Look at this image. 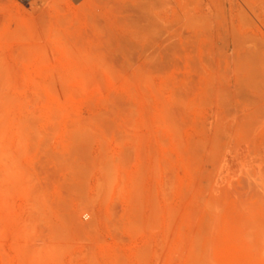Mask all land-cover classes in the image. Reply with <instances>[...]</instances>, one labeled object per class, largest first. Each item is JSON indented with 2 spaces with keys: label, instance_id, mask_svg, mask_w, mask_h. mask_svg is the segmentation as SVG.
Segmentation results:
<instances>
[{
  "label": "rangeland",
  "instance_id": "1",
  "mask_svg": "<svg viewBox=\"0 0 264 264\" xmlns=\"http://www.w3.org/2000/svg\"><path fill=\"white\" fill-rule=\"evenodd\" d=\"M0 264H264V0H0Z\"/></svg>",
  "mask_w": 264,
  "mask_h": 264
},
{
  "label": "built area",
  "instance_id": "2",
  "mask_svg": "<svg viewBox=\"0 0 264 264\" xmlns=\"http://www.w3.org/2000/svg\"><path fill=\"white\" fill-rule=\"evenodd\" d=\"M88 217H89L88 215L85 216L86 219H88Z\"/></svg>",
  "mask_w": 264,
  "mask_h": 264
}]
</instances>
